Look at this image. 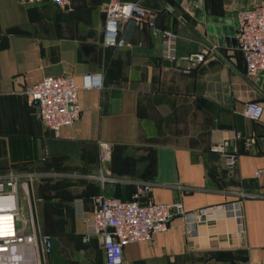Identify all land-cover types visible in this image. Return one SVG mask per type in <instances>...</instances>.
<instances>
[{
    "label": "crops",
    "instance_id": "1",
    "mask_svg": "<svg viewBox=\"0 0 264 264\" xmlns=\"http://www.w3.org/2000/svg\"><path fill=\"white\" fill-rule=\"evenodd\" d=\"M156 12V25L176 33L177 58L161 57L159 38L145 27L123 26L127 45L104 47L107 0H70L61 10L47 1L0 0V175H37L18 191V229L47 236L51 252L40 264H105L101 239L86 233L98 194L128 201L144 182L159 204L194 211L235 202L233 217L188 229L179 217L147 243L122 248L123 264H264V113L245 119L249 101L264 109V71L244 74L236 42V13L264 0H126ZM202 54L201 61L195 55ZM101 74V88L80 90L82 113L58 138L38 119L25 91L42 78L76 83ZM238 144L228 171L210 145L229 132ZM112 146L98 163V143ZM263 173L254 177V172ZM101 175L100 183L86 179Z\"/></svg>",
    "mask_w": 264,
    "mask_h": 264
},
{
    "label": "built area",
    "instance_id": "2",
    "mask_svg": "<svg viewBox=\"0 0 264 264\" xmlns=\"http://www.w3.org/2000/svg\"><path fill=\"white\" fill-rule=\"evenodd\" d=\"M22 3L34 4L47 1L58 9H67L70 0H18ZM237 48L242 56L244 74L253 78L264 71V4L251 10L236 13ZM145 27L159 38L161 57L165 61L177 58L176 33L161 29L156 25V12L140 3L126 0H107L104 8L103 41L104 47L122 48L128 43L123 26ZM202 54L195 55L201 61ZM102 75L90 74L76 83L68 76L42 78L38 83L25 91L29 106L36 107L38 119L58 138L60 131L71 127L81 116L82 109L78 99L80 90L101 88ZM263 107L255 101L245 103L242 116L250 121L258 122L263 116ZM243 142L250 146L251 139L244 138L236 131L213 142L209 152L217 155L224 162L225 168L232 170L238 161V144ZM112 146L98 143V163L101 166L111 160ZM263 171L254 172L258 177ZM37 175L27 173H7L0 175V264H40L37 247L41 254L47 256L51 252V241L47 236L37 237L34 233L22 234L18 229V191L28 194L29 186ZM86 179L105 182L98 175H87ZM152 183L139 185L132 198L122 201L118 198L98 194L93 198V214L84 219L86 233L83 241L91 237L101 239L105 264H123L122 248L134 243H147L158 233L168 229L169 221L179 217L188 229L198 223H210L233 217L241 228L240 201L254 195L240 193L235 202L202 207L194 211H185L181 203L159 204L148 197ZM9 203L10 206L1 204ZM112 229V232L109 231Z\"/></svg>",
    "mask_w": 264,
    "mask_h": 264
},
{
    "label": "bare ground",
    "instance_id": "3",
    "mask_svg": "<svg viewBox=\"0 0 264 264\" xmlns=\"http://www.w3.org/2000/svg\"><path fill=\"white\" fill-rule=\"evenodd\" d=\"M2 206L4 205V206H10V204L9 203H6V204H1Z\"/></svg>",
    "mask_w": 264,
    "mask_h": 264
},
{
    "label": "water",
    "instance_id": "4",
    "mask_svg": "<svg viewBox=\"0 0 264 264\" xmlns=\"http://www.w3.org/2000/svg\"><path fill=\"white\" fill-rule=\"evenodd\" d=\"M110 232H112V229H109Z\"/></svg>",
    "mask_w": 264,
    "mask_h": 264
}]
</instances>
